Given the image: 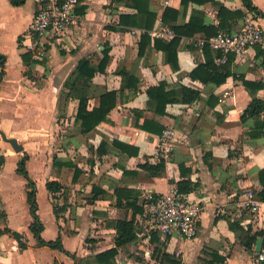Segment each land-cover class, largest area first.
Here are the masks:
<instances>
[{
  "label": "crops",
  "instance_id": "0c3cea01",
  "mask_svg": "<svg viewBox=\"0 0 264 264\" xmlns=\"http://www.w3.org/2000/svg\"><path fill=\"white\" fill-rule=\"evenodd\" d=\"M129 1L80 0L82 10L76 25L61 43L67 53L57 50L58 43L48 46L47 64H35L30 78L22 54L30 41L26 32L35 2L13 5L10 0H0V54L4 56L0 59V131L21 146L15 150L0 133V156L4 158L0 211L5 214L0 218V264H86L89 256L114 246V222L125 217L134 218L136 238L119 249L114 264H169L153 256L159 248L181 264H203L214 252L225 257L223 264H261L254 248L250 251L240 242L242 229L229 225L235 222L264 233V199L259 197L264 187V174L260 176L264 170V126L257 125L264 123V110L258 117L241 119L254 93L264 100V86L252 90L242 82L264 83L258 48L251 57L232 55L231 74L224 81L204 83L190 76L206 59L197 45L205 37L202 32L182 37L176 69L155 47L154 39L173 36L165 34L168 27L162 15L166 7L179 10L178 24L195 16L215 26L219 23L218 7L211 2H189L184 7L181 0H146L156 16L139 54L144 29L118 24L120 14L136 13ZM217 1L240 9L244 16L252 13L264 30V0H251L261 13L249 11L241 0ZM243 17L232 25L233 30L242 26ZM105 48L110 59L105 72H97L91 79L87 107H97L104 90H116L117 102L104 121L84 132L75 120L78 100L66 97L65 83L81 58L90 57L96 64ZM215 51L212 49L211 55ZM214 62L223 64L217 58ZM121 69L138 80L137 91L121 88L122 76L116 73ZM161 81L167 88L182 84L198 89L199 98L192 103H168L165 113L158 114L150 107L146 91ZM145 119L175 131L162 175L139 167L145 161L156 162L162 134L140 127ZM24 155L28 156L26 169L36 184L41 235L45 240L60 236L64 251L37 245L28 229L32 217L26 200L27 181L16 171ZM51 180L66 186V192L53 197L46 187ZM179 180L195 185L186 194L202 206L199 229L191 239L180 238L176 232L158 234L150 228L147 214L150 197L168 191ZM247 189L255 191L260 206H241ZM117 196L122 200L119 206ZM133 201L135 205L128 204ZM64 203L57 217L53 206ZM7 229L22 233L27 247L21 249ZM258 237L263 238L264 246V236Z\"/></svg>",
  "mask_w": 264,
  "mask_h": 264
},
{
  "label": "trees",
  "instance_id": "16d2710c",
  "mask_svg": "<svg viewBox=\"0 0 264 264\" xmlns=\"http://www.w3.org/2000/svg\"><path fill=\"white\" fill-rule=\"evenodd\" d=\"M13 5H20L24 3L25 0H10ZM80 0H78L79 2ZM243 5L249 10L258 12L257 8L253 6L251 0H241ZM189 2H194L197 4H204L211 2L212 4L218 7V17L219 23L217 26L208 24L206 25L202 19L191 16L189 20L184 24H178L177 19L179 15V10L176 8L166 7L164 9L162 15V21L165 25H167L168 29L172 31L173 36L169 40H165L163 38H155L154 45L157 49L162 50L165 53L166 61L171 65L172 68H178L177 64V49L182 37H191L195 33L202 32L206 38L217 34L220 31L224 32H232V25L241 17L244 16V13L240 9H230L223 5V3L217 0H181V4L186 7ZM129 6H132L136 9V13L134 14H120L118 24L121 27L134 26L140 27L144 29L145 34L143 35V40L141 44H139V54L143 51L142 42H145L148 39L147 32L152 29L154 21H155V13L151 12L148 8V4L146 0H130L128 2ZM82 7L77 3L76 12L80 13ZM264 15V12L261 13ZM202 50L206 56V59L203 63L197 65L196 68L192 70L190 76L192 78H199L202 82H215L220 83L226 79L228 75L231 74L230 63L233 58L230 55L226 62L223 64H215V58L219 57V52L215 51L212 53V48L208 44H204L202 46ZM257 56L261 57V62L264 64V51L257 49ZM2 59V57H0ZM23 61L28 66V71H26V75L28 77L33 78L32 68L37 63V60L32 58L30 52H25L22 54ZM109 54L108 49L103 50V56L99 60L98 63L94 64L90 57L81 58L74 72L72 73L71 78L69 77L67 82L65 83V87L67 89L65 95L67 98H75L78 100L77 113L75 120L80 123L82 131H89L97 126L99 123L104 121L109 114V112L115 107L117 102V91L114 89L104 90L99 94V105L92 109H88V100L91 94V79L97 72H105L106 67L109 62ZM117 74L122 76V85L121 88L129 87L133 88L134 91H137V82L138 80L130 76L128 72L124 69L117 70ZM243 84L252 90H257L264 86L263 82L255 83L251 81H247L242 79ZM121 89V90H122ZM149 99L150 107L158 114H164L165 108L168 103H192L199 98L198 89L192 88L186 85H179L178 87L167 88L166 83L161 81L159 85L150 86L146 91ZM264 110V100L257 97L254 93L251 102L244 109L241 114V119H245L246 117H258ZM258 126L261 128L264 126L263 122H258ZM143 129L151 130L154 133L161 134L164 130V126L158 122L153 120L145 119L143 124L140 125ZM254 134V133H253ZM125 148V147H124ZM28 156L24 155V157L18 161L17 163V173L22 175L27 183H26V200L29 204L30 214L32 217L31 223L29 224L28 229L32 232L33 237L36 240V244L39 246L47 245L52 248H57L59 250L64 251L61 238L58 236L54 240H45L41 233L43 230V223L41 222L39 215L37 213L38 203L36 198V184L34 180L30 177L27 169H26V160ZM4 158L0 156V167L3 164ZM55 164L59 165L58 161L55 160ZM67 165V163H64ZM144 170H147L152 175H162L165 173L166 168V160L164 157L160 156L157 158L155 163H151L149 161H145L139 164ZM77 172H75L76 175ZM264 174V170L260 171V176ZM74 175V178H76ZM262 183L264 184V179H262ZM46 187L48 191L53 195L61 192H66V186L62 185L59 181L51 180L46 183ZM195 187L189 180H179L176 182V188L181 193H188ZM118 194V193H117ZM259 197L264 199V187L259 192ZM120 197L117 196V205L119 206L121 203ZM65 202V201H64ZM129 205H135V201L129 202ZM65 203L63 206H53V211L55 215L58 217V212L64 209ZM140 212H142L140 210ZM4 213L0 211V218L4 217ZM134 218H120L116 219L114 222V227L116 230V236L114 238V246L108 248L102 252L94 254L86 258V264H114L115 257L119 253V249L129 244L136 238V227ZM230 227L235 228L238 227L242 229V233L240 235V242L244 245V247L250 251H253L254 244L257 240L258 236H264L262 231L252 232L250 226L242 227L235 222H229ZM7 231H10L7 229ZM19 241V246L21 249L27 247L24 241V235L22 233L16 231H10ZM157 232V231H155ZM158 233V232H157ZM159 234V233H158ZM163 245H165L163 243ZM157 250V251H156ZM153 253V256L157 255L162 259L163 262H167L169 264H181L179 259L174 258L170 254L163 252L161 253L160 248L156 249ZM212 258L208 260H204L203 264H223L225 257L218 255L217 253H212ZM264 264V260L261 262Z\"/></svg>",
  "mask_w": 264,
  "mask_h": 264
},
{
  "label": "built area",
  "instance_id": "2783aa9c",
  "mask_svg": "<svg viewBox=\"0 0 264 264\" xmlns=\"http://www.w3.org/2000/svg\"><path fill=\"white\" fill-rule=\"evenodd\" d=\"M34 2L35 11L26 32L30 41L24 46V50L30 52L38 64L48 56V46L64 43L72 34V28L76 25L79 14L76 12L78 0H34ZM165 34L172 36V31L168 29ZM205 43L219 52L217 60L220 63L226 62L230 55L234 58H247L251 57L256 48L264 51V30L258 18L249 12L243 17L239 29L232 32L220 31L208 38L203 37L198 40L197 45L202 47ZM174 135L173 127L164 128L161 134L159 155L166 161L170 158ZM243 196L241 206H260V202L254 197L253 189H247ZM201 211L200 202L179 192L176 186L164 193L151 196L147 204L152 230L160 235L176 232L183 239H191L197 235ZM256 259L264 260V246L256 252Z\"/></svg>",
  "mask_w": 264,
  "mask_h": 264
},
{
  "label": "water",
  "instance_id": "95a60500",
  "mask_svg": "<svg viewBox=\"0 0 264 264\" xmlns=\"http://www.w3.org/2000/svg\"><path fill=\"white\" fill-rule=\"evenodd\" d=\"M0 56L3 58L4 56L0 54ZM3 78V72L0 70V81ZM0 133L2 134V137L4 140L10 142L12 144V146L15 148V150H20L21 146L17 143V140L15 138H9L5 135L4 132L0 131ZM263 246V238L262 237H258L255 243V247L254 250L256 252H259L261 250V247Z\"/></svg>",
  "mask_w": 264,
  "mask_h": 264
},
{
  "label": "rangeland",
  "instance_id": "374dc122",
  "mask_svg": "<svg viewBox=\"0 0 264 264\" xmlns=\"http://www.w3.org/2000/svg\"><path fill=\"white\" fill-rule=\"evenodd\" d=\"M9 33H10V32H9ZM10 34H11V33H10ZM56 47H57V50H58V51L63 50L65 53H67V51H65L64 49L61 48V44L57 45ZM48 60H49V59H48V56H47V57L42 61V64H47ZM37 73H38V71H37ZM39 73H41V71H39Z\"/></svg>",
  "mask_w": 264,
  "mask_h": 264
}]
</instances>
